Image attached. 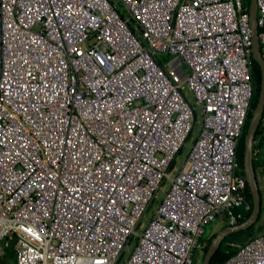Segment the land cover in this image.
Returning a JSON list of instances; mask_svg holds the SVG:
<instances>
[{
    "label": "built area",
    "instance_id": "built-area-1",
    "mask_svg": "<svg viewBox=\"0 0 264 264\" xmlns=\"http://www.w3.org/2000/svg\"><path fill=\"white\" fill-rule=\"evenodd\" d=\"M118 2L126 15L114 0H0V252L15 235V264H119L133 238L124 264H193L207 224L250 209L236 156L250 4ZM257 25L264 58V0ZM229 245L222 264H264V232Z\"/></svg>",
    "mask_w": 264,
    "mask_h": 264
},
{
    "label": "water",
    "instance_id": "water-1",
    "mask_svg": "<svg viewBox=\"0 0 264 264\" xmlns=\"http://www.w3.org/2000/svg\"><path fill=\"white\" fill-rule=\"evenodd\" d=\"M250 20L254 38L252 57L258 62L261 69L260 83L257 84L256 79H254V93L257 95V100L255 106L251 108V117L244 138L243 166L252 194V212L243 222L236 225H227L214 233L215 235L211 239L201 264H210L222 242L230 235L250 229L252 225L258 222L262 211V195L254 164L256 134L264 115V58L262 56L259 28L257 25V0H250Z\"/></svg>",
    "mask_w": 264,
    "mask_h": 264
},
{
    "label": "rangeland",
    "instance_id": "rangeland-1",
    "mask_svg": "<svg viewBox=\"0 0 264 264\" xmlns=\"http://www.w3.org/2000/svg\"><path fill=\"white\" fill-rule=\"evenodd\" d=\"M117 4H119V9L122 11V13L124 15H126V11L124 10L123 6L120 4V2H118V0H114ZM188 95V99L193 101L194 100V97L192 95V93L190 91H188L187 93ZM201 107H199L197 109V114H198V121H197V124H196V128H195V132H194V136L193 138L200 132L201 130V124H200V117H201ZM192 138L188 141L187 145L183 148V151L182 153L180 154L179 156V159L177 160V163H176V167L179 169L185 158H186V155H187V152L192 144ZM176 173V171H174ZM167 183V182H166ZM164 185V190H160L159 192V196L158 198L155 200V202L153 203L151 209L148 211V213L146 214L145 218H144V222L147 223V221L152 217L155 209L157 208L158 204L160 203L161 199L163 198L164 194H165V191L167 190L168 186H169V183ZM262 196H263V211H262V217H261V220L260 222L253 228V229H249V230H245V231H241V232H238V233H235L233 235H230L229 237H227L224 241H225V245H229L231 241L235 242L236 244H243V243H246L247 241H249L250 239H252L253 237H255L256 235H258L257 233H261V230H262V227L264 226V192L262 191ZM153 208V209H152ZM225 218L221 217L220 219L214 221V222H211L209 224H207L206 226V231H205V234H204V240L206 241V244H207V239L210 238L216 231H218L220 228L216 227L218 226L220 223L219 222H222V221H225L224 220ZM214 229L215 232H212ZM212 233V234H211ZM207 237V238H206ZM15 242H16V237L15 235H10V240L9 241H6V243L3 241V245L4 247H13L14 248V245H15ZM136 243V238H133L129 248L127 249V251H125V254L123 255V257L121 258L119 264H124L126 259L128 258V256L130 255L131 251L133 250L134 248V245ZM206 251H205V247L204 246H200L197 248V251H196V260H197V264H201L202 263V260L204 258V255H205ZM1 258H4V261H9L10 262V259L8 256H6L5 254L1 253L0 252V259Z\"/></svg>",
    "mask_w": 264,
    "mask_h": 264
},
{
    "label": "trees",
    "instance_id": "trees-1",
    "mask_svg": "<svg viewBox=\"0 0 264 264\" xmlns=\"http://www.w3.org/2000/svg\"><path fill=\"white\" fill-rule=\"evenodd\" d=\"M247 2L250 4V0H247ZM252 71H253V78L256 79L257 84H259L260 81H261V69H260V66H259L258 62L255 59H253V69H252ZM256 100H257V95L254 93V97H253V101H252V107L255 106ZM250 117H251V111L249 112V116H248V119H247L245 131H244L243 136L241 137V139L239 141V145H238L237 153H236L238 170H239V172H241L244 175H245L244 166H243L244 138H245L246 129L248 127V123H249ZM261 132H262V128L260 126L258 131H257L256 138H258V136L261 134ZM257 163H258V161L255 160V158H254L255 166H256ZM246 194H247V197H248V199L250 201V209L243 211V217L239 220V223L243 222L246 218H248V216L252 212V207H253L252 194H251L250 188L248 186V183H247V192H246ZM261 217H262V211H261L260 218H259L258 222L256 224L252 225L250 227V229H253L260 222ZM227 225H228V223L226 224V226ZM262 232H264V226L262 227L261 233ZM257 234H259V233H257ZM214 235L215 234H213L210 238L207 239V244L205 246V251H207V248H208V246H209V244L211 242V239H212V237ZM225 241L222 242L220 248L217 250L216 254L213 256L210 264H222L231 255H233L235 253L236 249L232 248L230 245H225ZM1 253H3L6 256H8L9 259H13L14 261H16V255L17 254H16V251H15V249L13 247H8V246L4 247V250ZM193 264H197L196 258H195V261H194Z\"/></svg>",
    "mask_w": 264,
    "mask_h": 264
},
{
    "label": "crops",
    "instance_id": "crops-1",
    "mask_svg": "<svg viewBox=\"0 0 264 264\" xmlns=\"http://www.w3.org/2000/svg\"><path fill=\"white\" fill-rule=\"evenodd\" d=\"M261 135L262 136L260 137V139H258V141L255 142V151H254L255 156H254V158H255V160L258 161V163L256 164V172H257L258 182L260 185V191H261V195H262V191L264 192V131L263 130L261 132ZM262 198H263V196H262ZM262 211H263V201H262ZM219 223L220 224L216 227H218L220 229L225 227L227 224L225 221H222ZM212 232H215L214 229ZM0 264H15V261L13 259H10V262L7 260L4 261V258H1Z\"/></svg>",
    "mask_w": 264,
    "mask_h": 264
},
{
    "label": "bare ground",
    "instance_id": "bare-ground-1",
    "mask_svg": "<svg viewBox=\"0 0 264 264\" xmlns=\"http://www.w3.org/2000/svg\"><path fill=\"white\" fill-rule=\"evenodd\" d=\"M153 209V208H152Z\"/></svg>",
    "mask_w": 264,
    "mask_h": 264
}]
</instances>
